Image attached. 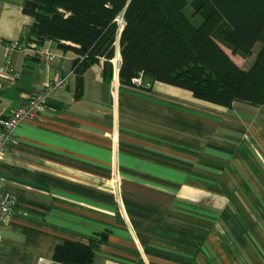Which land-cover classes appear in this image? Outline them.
<instances>
[{"label": "crops", "instance_id": "obj_1", "mask_svg": "<svg viewBox=\"0 0 264 264\" xmlns=\"http://www.w3.org/2000/svg\"><path fill=\"white\" fill-rule=\"evenodd\" d=\"M22 6L0 0V118L46 81L67 85L19 123L0 161L15 198L0 264H68L53 256L68 241L95 242L91 264H264V104L121 84L101 62L75 98L72 49L5 48L29 42Z\"/></svg>", "mask_w": 264, "mask_h": 264}, {"label": "trees", "instance_id": "obj_2", "mask_svg": "<svg viewBox=\"0 0 264 264\" xmlns=\"http://www.w3.org/2000/svg\"><path fill=\"white\" fill-rule=\"evenodd\" d=\"M188 4L202 18L199 25L185 14ZM22 12L33 19L27 40L35 48L49 40L74 51L75 98L89 66L101 62L110 77L119 62L121 84L141 75L224 107L264 104V0H23ZM256 43L247 69L226 50L246 57ZM95 247L68 241L53 256L91 264Z\"/></svg>", "mask_w": 264, "mask_h": 264}, {"label": "built area", "instance_id": "obj_3", "mask_svg": "<svg viewBox=\"0 0 264 264\" xmlns=\"http://www.w3.org/2000/svg\"><path fill=\"white\" fill-rule=\"evenodd\" d=\"M123 23V19L119 18V24ZM35 44L32 41L22 45L19 42L7 43L5 48L7 50H23L26 51ZM54 54H50L48 59H55ZM119 62L114 65V69H118ZM117 66V67H116ZM132 83L137 86H146L139 75L132 79ZM67 85L65 77H59L52 81H46L42 84L41 88L31 94V96L19 107L13 110L8 116L0 118V161L8 153L10 146L17 143L15 129L21 121L25 118H36L46 108L47 97L56 91H62ZM118 178H113L117 182ZM5 180L0 176V228L7 221L15 206V198L13 194L3 188Z\"/></svg>", "mask_w": 264, "mask_h": 264}, {"label": "rangeland", "instance_id": "obj_4", "mask_svg": "<svg viewBox=\"0 0 264 264\" xmlns=\"http://www.w3.org/2000/svg\"><path fill=\"white\" fill-rule=\"evenodd\" d=\"M190 1V0H188ZM185 14H187V16L189 17V19L191 20V22L194 25H199L200 22L202 21V18L200 17V15H195L194 14V10L192 9V7L188 4L185 8ZM260 47V43H256L253 51L251 53V55L246 56V57H242L238 54H233L231 53V51L229 49H226L228 51V53L230 54V56L232 57V59L242 68L247 69L253 62L255 55H256V51L258 50V48ZM115 62V61H114Z\"/></svg>", "mask_w": 264, "mask_h": 264}]
</instances>
